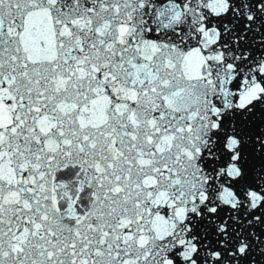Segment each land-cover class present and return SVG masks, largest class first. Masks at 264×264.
Returning <instances> with one entry per match:
<instances>
[{
  "label": "water",
  "instance_id": "obj_1",
  "mask_svg": "<svg viewBox=\"0 0 264 264\" xmlns=\"http://www.w3.org/2000/svg\"><path fill=\"white\" fill-rule=\"evenodd\" d=\"M32 264H264V152L109 210Z\"/></svg>",
  "mask_w": 264,
  "mask_h": 264
}]
</instances>
